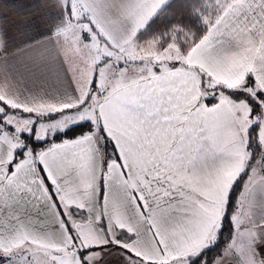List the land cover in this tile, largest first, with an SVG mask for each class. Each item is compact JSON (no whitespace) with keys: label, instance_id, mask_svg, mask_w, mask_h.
I'll return each mask as SVG.
<instances>
[{"label":"snow or ice","instance_id":"1","mask_svg":"<svg viewBox=\"0 0 264 264\" xmlns=\"http://www.w3.org/2000/svg\"><path fill=\"white\" fill-rule=\"evenodd\" d=\"M11 11L0 264H264V0Z\"/></svg>","mask_w":264,"mask_h":264},{"label":"crops","instance_id":"2","mask_svg":"<svg viewBox=\"0 0 264 264\" xmlns=\"http://www.w3.org/2000/svg\"><path fill=\"white\" fill-rule=\"evenodd\" d=\"M40 3L43 4H51L54 2V0H39ZM34 12H26L22 13L20 11H11L7 14L5 17L2 12H0V21H3L7 19L11 23H19L21 21L22 17H25L27 19H31V17L34 15ZM11 75L17 80V82L23 84L24 78L27 76L26 69L24 67V63L17 62L14 67L10 69ZM3 83V76L0 75V84Z\"/></svg>","mask_w":264,"mask_h":264},{"label":"trees","instance_id":"3","mask_svg":"<svg viewBox=\"0 0 264 264\" xmlns=\"http://www.w3.org/2000/svg\"><path fill=\"white\" fill-rule=\"evenodd\" d=\"M180 2L183 3L184 0H180ZM179 18L183 19V16H181V17H179ZM227 237H228V233L226 232V233H225V238H227Z\"/></svg>","mask_w":264,"mask_h":264}]
</instances>
